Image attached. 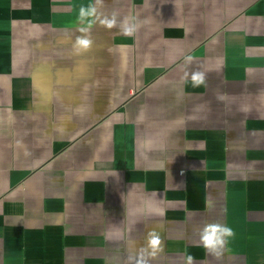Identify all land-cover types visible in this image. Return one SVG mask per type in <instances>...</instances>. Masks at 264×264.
Segmentation results:
<instances>
[{
    "label": "crops",
    "instance_id": "crops-1",
    "mask_svg": "<svg viewBox=\"0 0 264 264\" xmlns=\"http://www.w3.org/2000/svg\"><path fill=\"white\" fill-rule=\"evenodd\" d=\"M188 255L264 264V0H0V264Z\"/></svg>",
    "mask_w": 264,
    "mask_h": 264
},
{
    "label": "clouds",
    "instance_id": "clouds-1",
    "mask_svg": "<svg viewBox=\"0 0 264 264\" xmlns=\"http://www.w3.org/2000/svg\"><path fill=\"white\" fill-rule=\"evenodd\" d=\"M96 14V8L92 7L88 10L81 8L80 10V21L83 25L84 21L87 19V26H81L78 31L84 35L78 36L75 41L74 48L79 53L80 51L87 50L90 48L92 44V40L87 35L90 32V29L93 24V20L90 19ZM98 18V17H97ZM100 25L104 26L106 29H112L116 26L115 15L112 19H102L99 21ZM136 24H129L127 20H125L122 25V32L124 35L131 36L137 29ZM191 80L194 87H198L201 84H204L205 77L201 72L193 73L191 76ZM234 236L233 230L228 226H221L218 224H212L206 226L201 235V241L204 247L208 250V252L216 257H220L225 244L227 243V238ZM161 245V241L158 236H152L149 241V246L152 251L149 253L151 256H155L158 251L161 250L159 247ZM187 264H193V257L188 255L186 257ZM136 264H148V261L145 257L141 256L140 259L136 261Z\"/></svg>",
    "mask_w": 264,
    "mask_h": 264
}]
</instances>
